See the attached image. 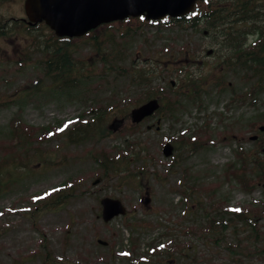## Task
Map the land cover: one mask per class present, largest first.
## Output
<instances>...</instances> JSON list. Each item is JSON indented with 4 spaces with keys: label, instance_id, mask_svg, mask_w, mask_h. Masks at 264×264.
I'll use <instances>...</instances> for the list:
<instances>
[{
    "label": "rangeland",
    "instance_id": "obj_1",
    "mask_svg": "<svg viewBox=\"0 0 264 264\" xmlns=\"http://www.w3.org/2000/svg\"><path fill=\"white\" fill-rule=\"evenodd\" d=\"M21 6L23 0L11 8L23 16ZM142 21L116 22L95 33L100 38L110 34L118 43L110 55V66L113 60L122 67L132 60L140 65L157 61L160 50L172 55L168 66L167 58L161 59L168 72H162L154 84L172 97L174 91L167 84L178 80L180 109L173 113L164 109L138 124L129 117L136 106L132 99L137 89L115 69H110L104 81L98 74L103 65L94 64L91 69L97 74L88 82L56 91L38 64L42 54L26 51L31 38L22 24L20 34L0 36V102L6 103L0 106V155L5 154L2 145L14 116L37 127L35 136H41L34 143L40 151L33 147L28 151L31 156L26 166L4 169L10 181L0 194V264H129L126 253L136 259L147 256L143 264H264L263 219L256 220L258 238L241 221L230 222L225 229L209 221V217L219 221L235 218L223 209H250L264 202L263 181L248 178L244 188L230 174V165L233 170L240 165L239 147L247 158L264 151V136L262 141L249 139L264 124L259 116L264 113V95L250 94L252 82L243 80L240 68L222 65L224 53L207 55L211 47L205 34L208 28ZM87 37L74 41L73 47L83 61H92L97 56ZM182 49L188 54L183 55ZM24 53L29 59L24 60ZM182 65H189L186 70H192L200 83L192 102L183 96L191 93L183 80H176L175 74L167 76L171 67ZM216 76L223 81L220 86L212 84ZM114 103L119 107L110 110L97 129L95 124L81 143H69L58 133L62 125L71 126L87 109ZM47 127L55 129L48 138L41 129ZM202 130L210 133L211 140L205 138L201 148L193 151L188 145L171 157L162 154L166 141L182 134L200 135ZM128 143L142 154L127 167L135 175L127 176L122 162L120 173L102 175L94 156L102 152L121 159ZM96 178L99 182L93 185ZM64 187L69 194L55 206L40 207L35 200ZM145 191L150 196L148 204L141 202ZM103 197L120 199L126 213L104 222ZM150 244L157 247L153 253Z\"/></svg>",
    "mask_w": 264,
    "mask_h": 264
},
{
    "label": "trees",
    "instance_id": "obj_2",
    "mask_svg": "<svg viewBox=\"0 0 264 264\" xmlns=\"http://www.w3.org/2000/svg\"><path fill=\"white\" fill-rule=\"evenodd\" d=\"M201 15H194L191 13L189 16H183L179 19H176L178 27H192L194 29L207 28V21L204 17L203 8L200 10ZM174 19H169L165 22L166 24H173ZM159 24H163L158 22ZM37 32H28L31 38L29 45L25 48L26 51L33 50L35 52H39L42 54V59L38 60V64L41 66V70L43 76L47 78L50 82L51 88L59 91V90H68L75 89L80 86L82 83L88 82V80L95 76L97 73H93V69L91 67L94 64L100 63L103 65L101 71L98 73L102 76V79L106 81V77L109 76L110 69H115L118 74H122L129 81L130 86L134 89H137L136 96L132 99L135 104L138 105L150 98H158L162 103L160 108L157 110L158 113L162 114L163 110L166 109L168 113H173V111H177L180 109V104L178 100V96L182 93H176L173 87L168 83L167 86L170 90L174 91L172 97L166 96L164 93V88L159 84H154L155 79L160 76L162 72H168V67L164 66V63H160L161 59H166L168 61H164L168 64L171 62L172 55L169 53L170 51H158L157 58H160L157 61H148L144 64H136L135 61H131L128 67H122L114 65V61L111 66L108 65L112 56L116 52V48H118V43L114 41L110 34H107L104 38H100L102 36L91 35L88 38V43L94 47V56H97L96 59L92 61H83L80 57L76 55V48L73 47L74 39L71 38H57L54 36L53 32L48 31L47 34L43 31V29H47L45 25L38 27ZM134 31L132 32L133 35ZM183 55L188 54V51L181 50ZM24 60L29 59L28 54L24 53ZM188 56V55H187ZM225 58L222 60L226 66L234 69L240 68L242 70V78L243 80L251 81L252 87L250 90V94L256 96V94L264 95V33L260 36L258 42V48L255 50H249L246 52H241L238 54H231L230 58L224 55ZM237 57L238 59H236ZM186 62H189V57L185 59ZM187 64V63H185ZM189 68V65H182L171 67L169 69V73L167 76H172L175 74L176 80H183V85L187 90H190L191 93H183V96L186 97L187 100L191 101L197 98L196 93L198 92L195 88L199 83V80L194 77L192 70H186ZM42 78V77H41ZM40 81V80H39ZM178 81V80H177ZM223 83L218 81V84L221 85ZM100 84V82H99ZM182 83H180L181 85ZM4 101L0 102V106L5 105ZM107 105H96L91 109H87L83 114H80L73 120L71 126L67 124H60L62 128L57 130L59 134H64L66 140L72 144H79L84 139L88 138L91 135V131L94 129V125L96 124V129L98 128V123L102 122L105 118V115L113 110L115 107H119V104H109ZM156 112V113H157ZM155 113V114H156ZM90 116V118H86V116ZM262 120H264V113L259 115ZM264 125V124H262ZM9 129H8V137L7 141L3 143L6 149L4 155H0V194L5 192L8 189V182L10 178L8 173L4 169L7 166H26V164L30 160V156L28 155V151L35 149V151L39 152L40 149L34 143H38L40 141V137L35 136L37 133V127H34L30 124H26L21 118L14 116L9 120ZM42 134L47 138L51 136L55 132L50 130V127L41 128ZM211 139L210 133L207 130H202L201 134L194 135L192 137L184 136L183 134L178 138H171L169 141L174 144L175 149H179L181 147L188 148V145L191 150H196L201 148L203 145L204 139ZM222 138V137H221ZM224 140V139H223ZM29 144V146H28ZM127 150L123 151L119 156L121 159H116V157L99 153L94 156L95 160L99 164L100 173L102 175L108 176L109 173H120L119 164L122 162L125 164L127 169V176H133L135 173L129 170L130 160H138L142 154L140 152H134L137 149H134L130 143L126 146ZM176 151V150H175ZM236 155L239 158L240 165L233 170V165H230V174H232L242 187L247 188L248 178H252V180H256L258 182L263 181L264 184V151L257 152L255 156L251 158L246 157V153L242 152V148L239 147V150H236ZM175 157V156H174ZM144 170L143 168L141 169ZM156 175V172L153 173ZM124 175V173L122 174ZM193 188V186L189 187ZM72 189L71 187L68 190ZM250 189V188H249ZM67 189L59 188L58 190H54L52 192H48L43 197L37 198V203H40V207H48L55 206L62 202L63 198L69 194L66 191ZM35 208H39L36 206ZM233 217H229L227 220L220 219L215 220L209 217L210 222L218 223V225H222V228H227L230 222L233 221H241L244 225L249 226L252 230V236L258 238L259 236V226L257 225V218L264 220V202H261L259 207L255 208H241L240 210L234 209H223ZM33 213V210L31 211ZM250 214L252 216H250ZM257 216V217H256ZM256 217V218H255ZM264 222V221H263ZM163 247L168 248L166 245ZM157 250L156 246H152L150 244V252L153 253ZM126 259L129 264H143L144 262H148L147 256H140L139 259L131 257L129 253L126 254Z\"/></svg>",
    "mask_w": 264,
    "mask_h": 264
},
{
    "label": "water",
    "instance_id": "obj_3",
    "mask_svg": "<svg viewBox=\"0 0 264 264\" xmlns=\"http://www.w3.org/2000/svg\"><path fill=\"white\" fill-rule=\"evenodd\" d=\"M196 0H25L24 7L30 23L44 22L58 37H81L97 26L128 17L143 15L146 20H159L165 16L178 18L190 12ZM174 84V82H171ZM157 98L132 108L130 118L138 123L151 116L158 108ZM159 122V121H157ZM259 130L263 131L264 126ZM257 136H251L254 140ZM174 146L166 142L162 147L164 156L172 155ZM99 179L93 181L98 183ZM148 204L150 197L142 199ZM102 218L105 222L114 216L124 214L125 207L119 199L104 197L101 199ZM102 245L107 243L98 240Z\"/></svg>",
    "mask_w": 264,
    "mask_h": 264
},
{
    "label": "flooded vegetation",
    "instance_id": "obj_4",
    "mask_svg": "<svg viewBox=\"0 0 264 264\" xmlns=\"http://www.w3.org/2000/svg\"><path fill=\"white\" fill-rule=\"evenodd\" d=\"M15 2L19 3L20 0H0V36L9 33L14 36L20 34L21 24L25 30L29 31L38 28L37 25L28 23L24 0L20 8L23 16L19 11L15 12L14 8H11ZM17 5L19 10V4ZM202 8L203 18L207 21L208 28L205 34L211 44L207 53L221 52L230 58L231 54L235 55L258 48L259 38L264 33V0H202L196 2L193 14L201 15ZM4 10L7 12L4 13ZM176 24L175 18L173 25L176 27ZM222 65L226 66L224 63ZM213 78L212 82L219 79L218 76ZM262 138L263 135L259 132L255 141Z\"/></svg>",
    "mask_w": 264,
    "mask_h": 264
}]
</instances>
